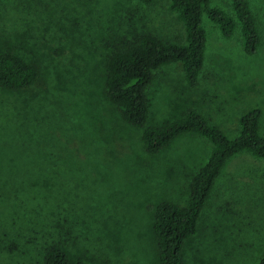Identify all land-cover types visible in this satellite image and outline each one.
<instances>
[{"label":"rangeland","instance_id":"obj_1","mask_svg":"<svg viewBox=\"0 0 264 264\" xmlns=\"http://www.w3.org/2000/svg\"><path fill=\"white\" fill-rule=\"evenodd\" d=\"M260 38L243 53L238 32L223 39L202 17L205 49L197 86L179 64L156 70L146 90L157 127L199 113L233 139L238 118L260 111L264 136V0H245ZM168 0H0V53L38 68L22 91L0 88V264H42L49 246L84 264H157L152 214L160 202L185 205L211 144L185 134L155 155L141 129L124 123L103 91V62L114 47L150 33L183 44ZM231 15L228 0H209ZM264 159L240 153L214 180L182 264H257L264 249ZM25 189H18V188ZM39 204H44L41 208Z\"/></svg>","mask_w":264,"mask_h":264},{"label":"trees","instance_id":"obj_2","mask_svg":"<svg viewBox=\"0 0 264 264\" xmlns=\"http://www.w3.org/2000/svg\"><path fill=\"white\" fill-rule=\"evenodd\" d=\"M149 6L154 0H136ZM231 15L210 7L209 0H168L167 10L174 14L183 30V44H168L150 33H141L131 41L114 47L103 62V91L106 100L117 110L127 125L141 129V143L149 155L159 153L174 139L185 134H196L211 144V152L204 165L197 170L188 187L185 205L160 202L152 214V235L155 241L157 264H182L181 253L185 242L197 232V222L214 180L226 162L240 153L264 159V136L259 135L260 111L252 109L238 118V129L233 139L210 126L197 112L189 111L184 118L157 127L145 126L148 119L146 90L153 74L161 67L179 64L183 83L189 89L197 86L201 73L205 31L201 24L205 17L218 30L220 37L228 39L237 31L245 55L255 53L260 38L245 0H228ZM39 77L38 68L22 61L16 55L0 53V88L22 91L34 85ZM264 179V165L261 170ZM25 189V188H18ZM0 201V221L12 217L9 204L22 200L19 190L14 199ZM42 208L43 205L39 204ZM45 206V205H44ZM44 251L42 264H84L72 261L55 246ZM257 264H264V249Z\"/></svg>","mask_w":264,"mask_h":264}]
</instances>
